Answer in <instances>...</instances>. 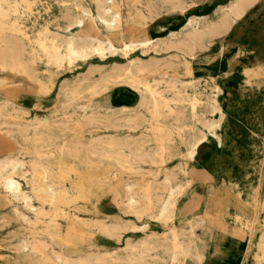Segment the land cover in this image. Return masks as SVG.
I'll return each instance as SVG.
<instances>
[{"label":"rangeland","instance_id":"rangeland-1","mask_svg":"<svg viewBox=\"0 0 264 264\" xmlns=\"http://www.w3.org/2000/svg\"><path fill=\"white\" fill-rule=\"evenodd\" d=\"M233 1L0 0V39L21 51L20 68L0 63V159L11 152L23 165L0 170V264H264V0L192 56L149 47L101 57L85 36L113 39L104 9L121 14L118 46L167 39L190 18L201 29ZM135 60L157 68L132 70L136 89L107 83ZM203 119L219 121V141ZM167 178L178 212L158 218Z\"/></svg>","mask_w":264,"mask_h":264},{"label":"bare ground","instance_id":"bare-ground-1","mask_svg":"<svg viewBox=\"0 0 264 264\" xmlns=\"http://www.w3.org/2000/svg\"><path fill=\"white\" fill-rule=\"evenodd\" d=\"M255 2H256V0H237L235 2L233 1L232 5L228 8L226 15L224 16V18L222 20H220L216 23H211V24L205 23V24H203L201 29L192 28L193 24L195 23V20L190 18L187 20V23L183 27L184 29L181 33L172 34L170 37H167V39L156 40V41L146 39L144 41H137L134 43L133 42H123L121 45H118V46L115 44V35L113 34V32H114L113 29L117 28V24L121 19V14H119L118 12L117 13L112 12L111 9H104L103 12L101 13V15L99 16V18H100V21H102V23L106 26L108 31H110L113 39L106 38L104 41H102V40L100 41V39L97 37L98 35L95 36V35L87 34L85 36L89 42H94L96 44L95 47H93L94 51L97 54L101 55V57L105 51L108 52L109 54H112V55H115L118 52H120L124 56H127L128 53L135 51V49L137 50L140 48H149V47H150V49L152 48L155 51H158V50L164 51V52L173 51L176 53H180L182 55L192 56V54L197 49L205 46V43H209V42L217 39V37H219L220 35L225 36V34L228 33L232 29L233 24L238 19H240L246 13L247 9H249V7H252V5ZM81 7H82V5H81ZM85 14H87V13H85ZM251 18H252V16H251ZM62 19H63V16H62ZM77 23H78L80 28L83 27L82 21H78ZM95 29H96V27H95ZM79 30H81V29H79ZM120 35H122V34H120ZM67 48H68V52L72 53V54H76L79 51V50L77 51L72 46V43H69ZM84 50H85V48H82V51H84ZM20 52H21L20 50H17V51L12 50V48L9 46V44L7 42H5L3 39L2 40L0 39V63L2 65L8 64L12 68H15V69L20 68V63H21ZM22 55H23V50H22ZM175 56L177 57V55H175ZM163 59H160V60H163ZM156 60H159V59H156ZM150 61L151 60L148 59L149 63H151ZM160 62H162V61H160ZM149 63H147V64H149ZM149 65H144L140 61H136V60L130 61L129 66L127 68H125L123 71L122 75H125L124 78H120V77L113 78V79L108 78L107 83L110 84L111 86H116L118 88L125 85V86H129L131 88L136 89L137 86L135 87V79L133 78V74L134 73H140V74L144 75L147 73H152L153 71L156 70L157 67H155L153 65L152 66H149ZM172 65H174V64H172ZM103 66H104V64H103ZM119 66H118V68H119ZM132 70L134 71V73ZM165 75L166 74L162 73V72L158 73L159 77H163ZM140 79L141 80L139 81V84L144 86L148 92V95L150 98L152 115L154 117L160 118L162 116V113L159 110V106L161 104L160 100H159V95L155 91L148 89L147 82H146V79L144 77H141ZM166 108H167V106H166ZM211 110H212L211 111L212 116H216L218 113H220L221 116L223 115L222 112L217 107H215L214 105L212 106ZM218 124H219L218 120L203 119V121H202V126L205 127L208 130V132L219 141V139H218L219 137H217L214 133V130L217 127H219ZM192 137L194 138V136H192ZM206 140H207V137H206V133H204V132L201 133L198 138L192 140V142H190L189 146L187 147L186 157L190 160H193L196 151L204 144V142ZM10 144H11V142H10ZM10 165H18L20 167L23 166V165H21L20 162H18L13 157L11 152H7L6 155L3 157V159H0V170L4 169ZM3 182H5L6 189L10 190L13 194H16V195L20 194L16 182H14L10 177L6 176V178H3ZM164 192H165V194H167L166 197H163ZM155 194H156L155 195V204L156 203L159 204V211H160L158 218H171L175 214H177L178 210L176 208L174 209L173 207L171 208L172 200L176 195V188H174L172 186V182L169 178H167L165 180V182L162 185L159 192L155 193ZM132 199L133 198L131 196L128 197V200H127L128 206H130ZM220 205H221L220 201H214L211 203L209 209L210 210L214 209L216 211L215 214H218L220 212L219 211ZM140 228L144 229L145 226H142ZM140 228H137V229H140ZM172 243H173L172 244L173 253H176L181 248L180 247L181 244L175 240H173Z\"/></svg>","mask_w":264,"mask_h":264}]
</instances>
